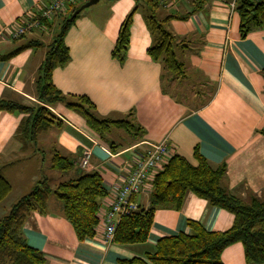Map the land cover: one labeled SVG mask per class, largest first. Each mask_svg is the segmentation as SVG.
I'll return each mask as SVG.
<instances>
[{
	"label": "crops",
	"instance_id": "crops-1",
	"mask_svg": "<svg viewBox=\"0 0 264 264\" xmlns=\"http://www.w3.org/2000/svg\"><path fill=\"white\" fill-rule=\"evenodd\" d=\"M48 1L0 0V27L15 31L21 18L36 14ZM232 2L171 0L160 5L158 18L171 17L165 26L177 40L173 49L184 67L182 76H174L148 55L151 36L141 3L99 0L77 14L63 34L69 59L52 70L51 82L70 101L71 96H86L101 118L129 121L132 133H123L131 138L108 145L79 114L56 103L48 106L55 124L23 144L17 127L28 114L0 111V167L11 185V205L42 180L54 188L97 173L106 191L99 203L98 213L103 214L111 186L124 179L135 153L163 140L170 158L179 155L197 165V151L212 168L224 166L221 184L229 194L245 202L251 197L264 200V27L241 38ZM137 5L126 57L119 62L112 51L122 22ZM68 12L53 16L41 31L16 40L0 38L1 99L31 108L42 105L36 86L40 68ZM47 37L45 48L41 39ZM86 151L90 155L83 167ZM54 154L72 166L63 171L50 167ZM150 193L145 190L134 198L140 209L148 208ZM190 220L209 232H223L233 225L234 215L186 192L179 209L154 211L144 242L107 244L100 227L94 237L79 240L63 215L62 203L51 196L47 213L31 212L22 235L42 253L43 264H119L145 258L163 237L189 233ZM221 260L246 264L242 245L227 246Z\"/></svg>",
	"mask_w": 264,
	"mask_h": 264
},
{
	"label": "trees",
	"instance_id": "trees-1",
	"mask_svg": "<svg viewBox=\"0 0 264 264\" xmlns=\"http://www.w3.org/2000/svg\"><path fill=\"white\" fill-rule=\"evenodd\" d=\"M135 1L137 4L141 3L144 8L145 23L151 36L148 55L174 76H182L184 67L176 60L173 49L177 40L165 26L171 17L163 20L158 18L160 4L157 0ZM233 2L239 15L241 38L264 27V0ZM77 3L68 5L63 12L65 14L69 11L68 16L64 18L60 32L49 45L41 65L36 86L37 97L42 105L31 108L0 98V111L28 114L17 127L18 139L23 144L34 141L40 133L55 124L56 118L48 106L56 103H62L79 114L87 126L105 141L109 140H106L104 135L110 134L112 128L132 133L133 125L129 121L101 118L95 112L94 104L86 96H71L74 99L70 101L51 82L52 70L69 59L63 34L65 28L74 20L68 21V18L81 5ZM136 7L138 8V5L122 22L112 51L113 58L119 62L126 57L130 25L137 11ZM42 23L47 28V21ZM108 145H112V141H109ZM194 157L197 165H192L179 155H174L168 160L153 180L148 208H139L136 212L123 216L116 227L113 242L121 245L144 242L153 221L154 211L160 207L179 209L186 192H191L206 200L209 205L233 214V225L223 232H209L199 222L190 220L187 223L189 233L163 237L156 243L154 252L145 258L133 257L120 260L119 264H223L221 254L233 243L242 245L246 264H264V200L251 197L245 202L229 194L221 184L225 176L224 166L212 168L197 151L194 152ZM71 166V162L59 154H54L51 159V167L55 170H68ZM10 192L11 185L2 175L0 167V203ZM105 194L101 177L97 173L83 174L76 179L61 182L54 188H51L46 180L36 183L0 218V264L44 263L42 253L30 247L23 238L22 227L31 212L47 213L51 196L62 203L63 215L72 225L79 240L94 237L100 199Z\"/></svg>",
	"mask_w": 264,
	"mask_h": 264
},
{
	"label": "built area",
	"instance_id": "built-area-1",
	"mask_svg": "<svg viewBox=\"0 0 264 264\" xmlns=\"http://www.w3.org/2000/svg\"><path fill=\"white\" fill-rule=\"evenodd\" d=\"M78 0H50L34 15L21 18L20 25L15 31H10L4 27H0V38L5 37L12 40L19 39L21 36L33 31H41L45 28L42 21L50 20L57 14L65 12L70 4H75ZM160 5L165 6L171 0H157ZM201 1V0H193ZM234 7V2L231 3ZM169 147L165 140L152 145L144 152H136L133 157V165L127 172L126 176L120 183H115L110 188V196L106 203V209L103 214L97 213V227L101 229V236L105 243H113L116 227L121 218L125 215L136 212L139 209L138 204L134 200L145 190L152 189L155 176L161 172L165 164L170 159ZM90 153H84L82 166H86ZM99 211V210H98Z\"/></svg>",
	"mask_w": 264,
	"mask_h": 264
},
{
	"label": "rangeland",
	"instance_id": "rangeland-1",
	"mask_svg": "<svg viewBox=\"0 0 264 264\" xmlns=\"http://www.w3.org/2000/svg\"><path fill=\"white\" fill-rule=\"evenodd\" d=\"M93 6V5H92ZM89 8V7H88ZM88 8H85V9H88ZM83 9V10H85ZM82 10V11H83ZM159 12H162L163 10L162 9H158ZM47 38H42L41 39V42L44 43L43 47L45 46L46 48V45L45 43H47ZM40 43V42H39ZM43 47H42V50H43ZM98 115V114H97ZM99 117L101 115H98ZM102 117V116H101ZM104 137L106 139H108L109 141H118L119 143H126L129 141V138H131V136L129 138H125V134L123 133V130H120V129H115V128H112L111 130V133L110 134H105ZM111 138H117V139H111ZM45 160L47 161L48 160V156L45 157ZM51 167V166H50ZM48 168L47 165H45V169ZM58 172V171H56ZM12 198L9 197V198H6L3 202L0 203V218L3 217L4 215H6L11 207V203H12Z\"/></svg>",
	"mask_w": 264,
	"mask_h": 264
},
{
	"label": "water",
	"instance_id": "water-1",
	"mask_svg": "<svg viewBox=\"0 0 264 264\" xmlns=\"http://www.w3.org/2000/svg\"><path fill=\"white\" fill-rule=\"evenodd\" d=\"M98 1L99 0H87L86 2H84L71 14V16L68 18V21H72L83 9L96 4Z\"/></svg>",
	"mask_w": 264,
	"mask_h": 264
}]
</instances>
